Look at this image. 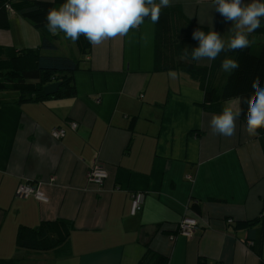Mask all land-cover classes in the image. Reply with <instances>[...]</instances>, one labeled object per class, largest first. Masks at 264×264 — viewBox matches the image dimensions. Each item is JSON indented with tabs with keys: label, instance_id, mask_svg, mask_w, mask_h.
<instances>
[{
	"label": "crops",
	"instance_id": "crops-1",
	"mask_svg": "<svg viewBox=\"0 0 264 264\" xmlns=\"http://www.w3.org/2000/svg\"><path fill=\"white\" fill-rule=\"evenodd\" d=\"M172 4L205 32L214 30L225 40L233 34L232 22L212 9V0ZM7 17L0 47L40 46V34L28 21L14 11ZM55 35L56 49L45 53L63 55L61 49L70 46L72 58L80 60L73 73L75 96L18 102L17 92H0V259L137 264L148 246L167 264H264L262 225L237 230L231 225L264 213L259 135H247L240 118L234 136L212 134L211 117L220 113L204 108L200 83L180 71L154 69L150 19L124 36L91 45L84 56L75 42L64 44L70 39L63 32ZM248 39L257 51L264 36L254 31ZM211 62L195 60L201 67ZM222 105L239 110V99ZM70 122L77 123L76 130ZM53 128H63L64 136L52 138ZM96 163L108 173L101 186L87 181ZM34 181L43 182L47 202L16 197L19 183ZM135 192L144 199L132 216ZM184 215L199 224L190 237L177 232ZM54 220L69 222L67 241L46 251L16 247L20 227Z\"/></svg>",
	"mask_w": 264,
	"mask_h": 264
},
{
	"label": "trees",
	"instance_id": "trees-1",
	"mask_svg": "<svg viewBox=\"0 0 264 264\" xmlns=\"http://www.w3.org/2000/svg\"><path fill=\"white\" fill-rule=\"evenodd\" d=\"M62 3L64 0H0V28L7 27V14L11 10L28 21L39 32L41 39L40 46L33 49L0 47V92H17L18 102L75 96L73 73L79 69L80 60L45 53L56 49L54 41L57 38L45 26L47 13L52 8L58 9ZM196 29L205 31L192 24L179 6L171 4L170 7L162 8L159 21L155 23L154 69L180 71L198 81L204 94L203 106L206 110L221 113L223 102L239 99V110L242 109L239 118L246 124L247 104L243 99L255 92L252 87L254 80L264 87V41L257 51L249 46L242 50L221 52L210 66L201 67L196 65L190 55L199 44L198 40L192 39ZM255 33L264 36V18H261V25ZM75 45L80 56L90 53L91 44L83 36ZM185 49L187 56L184 55ZM226 57L235 59L239 65L231 73L221 68V62ZM220 75L221 81L217 82ZM52 82H61L58 91L53 95H45L43 87ZM258 135L264 147V128L258 130ZM192 208L198 211L196 204ZM263 217L264 213L253 220L230 224L236 230L248 229L259 223L264 228ZM68 225L69 222L65 220H54L42 222L34 228L20 227L15 237L16 247L32 251L52 249L67 241L70 232ZM0 264H17V260L0 259ZM137 264H167V259L154 254L147 246Z\"/></svg>",
	"mask_w": 264,
	"mask_h": 264
},
{
	"label": "clouds",
	"instance_id": "clouds-1",
	"mask_svg": "<svg viewBox=\"0 0 264 264\" xmlns=\"http://www.w3.org/2000/svg\"><path fill=\"white\" fill-rule=\"evenodd\" d=\"M172 0H64L60 7L52 8L46 16V28L53 35L58 31L73 42L81 36L91 45H100L106 40L126 35L131 29L138 28L149 18L153 23L159 21L162 8L170 7ZM212 9L223 17L225 22H232V35L225 40L214 31L205 32L196 29L192 39L198 40L197 47L190 55L193 60H215L221 52L242 50L250 45L248 34L257 30L264 18V0H212ZM201 24L204 21H200ZM184 55L188 52L185 49ZM183 58V57H182ZM233 58H224L221 68L231 73L238 68ZM175 75V73H171ZM255 92L243 99L247 104L245 131L249 136H256L258 130L264 128V87L254 80ZM240 110L234 111L225 107L220 114H214L210 120V130L214 135L232 137L235 135L236 120Z\"/></svg>",
	"mask_w": 264,
	"mask_h": 264
},
{
	"label": "built area",
	"instance_id": "built-area-1",
	"mask_svg": "<svg viewBox=\"0 0 264 264\" xmlns=\"http://www.w3.org/2000/svg\"><path fill=\"white\" fill-rule=\"evenodd\" d=\"M9 9L8 6H6ZM11 11V10H10ZM99 102V99H97ZM69 126L76 130L77 123L70 122ZM50 135L54 139H60L64 136L63 128H53L50 131ZM107 170L99 163L94 164L90 170L87 172V181L93 183L97 186H101L105 179L107 178ZM187 178H190L187 176ZM54 178L49 179V184L53 183ZM43 185L42 181H34L30 182H21L18 184L16 188V197L18 198H29L34 197L36 200L40 202H47L48 197L42 191L41 186ZM144 199V194L142 192H135L131 195V206H130V215H136L142 208V203ZM232 220L228 219L227 223H231ZM199 227L198 221L196 218L184 215L180 221L178 222L177 232L183 236L190 237L196 229Z\"/></svg>",
	"mask_w": 264,
	"mask_h": 264
},
{
	"label": "water",
	"instance_id": "water-1",
	"mask_svg": "<svg viewBox=\"0 0 264 264\" xmlns=\"http://www.w3.org/2000/svg\"><path fill=\"white\" fill-rule=\"evenodd\" d=\"M61 82H52L50 84H47L43 87V93L45 95H53L55 94L60 86Z\"/></svg>",
	"mask_w": 264,
	"mask_h": 264
},
{
	"label": "rangeland",
	"instance_id": "rangeland-1",
	"mask_svg": "<svg viewBox=\"0 0 264 264\" xmlns=\"http://www.w3.org/2000/svg\"><path fill=\"white\" fill-rule=\"evenodd\" d=\"M67 42H68V44H72L74 46V42L73 41H71V40L68 41L67 39H64V44H67ZM61 50L63 51V53H62L63 55L68 56V57H72V54H71V51H70V46L67 47V48L63 47ZM8 92L10 94H15L17 96L16 92H12V91H8Z\"/></svg>",
	"mask_w": 264,
	"mask_h": 264
}]
</instances>
